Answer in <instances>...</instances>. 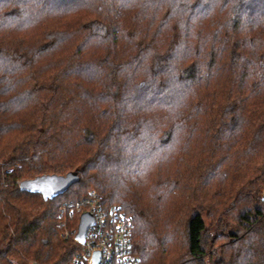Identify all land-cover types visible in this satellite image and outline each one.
<instances>
[{
	"label": "trees",
	"instance_id": "trees-1",
	"mask_svg": "<svg viewBox=\"0 0 264 264\" xmlns=\"http://www.w3.org/2000/svg\"><path fill=\"white\" fill-rule=\"evenodd\" d=\"M0 168V264H70L91 196L141 264H264V0H0Z\"/></svg>",
	"mask_w": 264,
	"mask_h": 264
},
{
	"label": "built area",
	"instance_id": "built-area-1",
	"mask_svg": "<svg viewBox=\"0 0 264 264\" xmlns=\"http://www.w3.org/2000/svg\"><path fill=\"white\" fill-rule=\"evenodd\" d=\"M94 197L78 202L71 209L80 213V216L83 212H91L95 217V224L89 228L84 242L77 240L81 247L70 264H93V255L96 251L101 253L99 264H141L140 259L132 251L134 229L132 218L118 209L112 211L103 209L100 201ZM67 210L66 206L61 210V226L64 227L63 235L66 237L71 233ZM77 231L78 228L72 231L75 238Z\"/></svg>",
	"mask_w": 264,
	"mask_h": 264
},
{
	"label": "water",
	"instance_id": "water-1",
	"mask_svg": "<svg viewBox=\"0 0 264 264\" xmlns=\"http://www.w3.org/2000/svg\"><path fill=\"white\" fill-rule=\"evenodd\" d=\"M60 182V177L55 176H43L36 179L25 181L21 183V189L29 191H37L44 194L57 193L62 190L64 186ZM95 224V217L91 212H83L80 216V221L78 225V231L76 233V240L79 242H84L86 240L87 232L89 228ZM101 260L100 251H96L93 255V264H99Z\"/></svg>",
	"mask_w": 264,
	"mask_h": 264
},
{
	"label": "rangeland",
	"instance_id": "rangeland-1",
	"mask_svg": "<svg viewBox=\"0 0 264 264\" xmlns=\"http://www.w3.org/2000/svg\"><path fill=\"white\" fill-rule=\"evenodd\" d=\"M3 172H2V170H1V168H0V175L2 174ZM60 217V216H59ZM61 218V217H60ZM72 222V221H71Z\"/></svg>",
	"mask_w": 264,
	"mask_h": 264
}]
</instances>
